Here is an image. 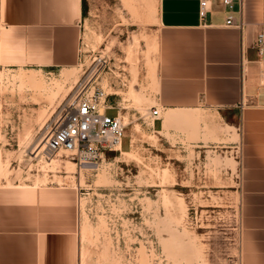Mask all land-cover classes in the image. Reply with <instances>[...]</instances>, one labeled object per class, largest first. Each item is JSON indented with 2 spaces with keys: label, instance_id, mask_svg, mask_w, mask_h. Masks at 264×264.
<instances>
[{
  "label": "rangeland",
  "instance_id": "rangeland-1",
  "mask_svg": "<svg viewBox=\"0 0 264 264\" xmlns=\"http://www.w3.org/2000/svg\"><path fill=\"white\" fill-rule=\"evenodd\" d=\"M80 29L75 66L0 63L3 183L74 188L80 253L85 248L90 256L85 264H240V130L217 111L199 109L177 123L167 124L162 114L164 128L156 131L158 120L150 117L155 100L144 102L147 72L156 64L159 0H83ZM97 68L103 71L91 84ZM97 87L123 98L119 105L131 121L123 119L124 147L96 159L72 153L74 164L58 169L51 157L64 149L50 155L45 145L32 154L30 140L40 137L41 122L50 115L54 122L64 107ZM42 174L49 180L34 184Z\"/></svg>",
  "mask_w": 264,
  "mask_h": 264
},
{
  "label": "crops",
  "instance_id": "crops-1",
  "mask_svg": "<svg viewBox=\"0 0 264 264\" xmlns=\"http://www.w3.org/2000/svg\"><path fill=\"white\" fill-rule=\"evenodd\" d=\"M199 8L200 0H159L156 76L147 81L144 102L155 100L150 113L160 110L158 117L150 114L156 131L164 128L162 114L168 119L199 109L215 110L238 127L240 264H264V51L256 46L264 33V0H235L231 14L243 21L241 28L227 24L230 12L219 0H210L204 19ZM82 12L83 0H0V63L77 65ZM106 92L120 115L123 98ZM80 262L77 191L11 186L0 178V264Z\"/></svg>",
  "mask_w": 264,
  "mask_h": 264
},
{
  "label": "built area",
  "instance_id": "built-area-1",
  "mask_svg": "<svg viewBox=\"0 0 264 264\" xmlns=\"http://www.w3.org/2000/svg\"><path fill=\"white\" fill-rule=\"evenodd\" d=\"M230 14L227 17L228 25L243 26V21H235L231 14L235 0H219ZM210 8V0H200L199 13L202 19L206 18ZM264 33L257 36L256 46L262 54ZM264 76V75H263ZM114 108L108 100V94L103 88L86 91L75 103H69L58 114L55 121L48 128L46 138V152L54 155L61 149L70 150L75 158L96 159L106 151L121 150L123 139L126 137V127L123 119L117 113L111 116L108 109ZM153 117H158L160 110L151 109Z\"/></svg>",
  "mask_w": 264,
  "mask_h": 264
},
{
  "label": "bare ground",
  "instance_id": "bare-ground-1",
  "mask_svg": "<svg viewBox=\"0 0 264 264\" xmlns=\"http://www.w3.org/2000/svg\"><path fill=\"white\" fill-rule=\"evenodd\" d=\"M157 37V36H156ZM153 38V37H152ZM151 38V39H152ZM155 38V37H154ZM155 40H157V39H155ZM148 43V42H147ZM148 45V44H147ZM154 45V44H153ZM155 47V46H154ZM157 50V49H156ZM157 52V51H156ZM154 61V60H153ZM102 64V63H101ZM150 65H151V62H150ZM103 66H105V65H103ZM103 68H97V70H96V72L94 73V75L91 77V79H90V83H91V80H92V78L93 77H95V76H98L103 70H102ZM148 76L150 77V78H154L155 76H156V67L153 65V66H150L149 67V69H148ZM92 84V83H91ZM149 108V107H148ZM35 109V108H34ZM37 110V109H36ZM28 111V110H27ZM26 111V112H27ZM172 111V110H171ZM176 111V110H175ZM183 111V110H182ZM182 111L181 112H173V113H171V115L168 117V119H167V123H173L174 121L177 123V119H183L184 118V115H186V114H183L182 113ZM39 112V111H38ZM191 112V111H190ZM25 113V112H24ZM39 113H41V111L39 112ZM184 113H186L185 112V110H184ZM32 114H33V112H32ZM53 114V113H52ZM25 115V114H24ZM44 114H42V116H43ZM192 114L190 113V116H191ZM211 115H213V114H211ZM218 115V114H217ZM38 116L40 117V114H38ZM41 116V117H42ZM120 116H121V118L122 119H124L125 120V122L126 123H130L131 121L129 120V117L127 116V114H126V112H123L122 110L120 111ZM208 116V115H207ZM44 117V116H43ZM52 117H53V115H50L48 118L46 117V119L43 121V122H41L42 124H40L41 125V128H40V130H39V134H40V137L37 139V137L32 141V140H30L31 141V145H36L35 146V149H34V151L33 152H31L32 154L33 153H35L36 151H38L39 150V153L42 151V149L44 148V146H45V144H46V138H47V136H48V132H42V133H40V131L42 130V129H44V130H46V128L47 127H49L50 125H51V120H52ZM186 117H187V115H186ZM192 117V116H191ZM199 117V116H198ZM204 117V116H203ZM212 117H214V116H212ZM204 118H206V117H204ZM28 119V118H27ZM189 119V118H188ZM214 119H215V117H214ZM38 120H40L41 121V118L39 119L38 118ZM37 120V121H38ZM190 120V119H189ZM188 120V121H189ZM192 120V119H191ZM205 120V119H204ZM186 121V120H185ZM207 121V120H206ZM205 121V122H206ZM211 121V120H210ZM31 121L29 120V122L28 123H30ZM34 122V121H33ZM124 122V123H125ZM180 122V121H179ZM182 122V121H181ZM187 122V121H186ZM191 122V121H190ZM213 122V121H212ZM39 123V122H38ZM188 123V122H187ZM211 123V122H210ZM26 124V123H25ZM24 129V134L26 133V134H28L29 135V129H28V127H27V125L25 126V128H23ZM31 129V128H30ZM32 130V129H31ZM35 132V131H34ZM27 135V136H28ZM38 135V134H37ZM1 136V135H0ZM35 137V136H34ZM19 139V138H18ZM27 139V138H26ZM37 139V140H36ZM23 140H24V138H23ZM22 140V141H23ZM28 140V141H29ZM133 140V139H132ZM19 143V142H18ZM30 143V142H29ZM28 143V144H29ZM26 144V143H25ZM24 144V145H25ZM27 144V145H28ZM20 147V146H19ZM38 149V150H37ZM1 150V149H0ZM65 150V154H62V153H58L56 156H54V157H51V161H52V166L53 167H57V166H59V164H61V163H63V162H66V164L70 167L71 166V164H72V162H73V164H74V161H72L71 162V160H70V155L72 154V151H70V150H66V149H64ZM117 150H118V148H117ZM116 150V151H117ZM133 150V149H132ZM1 152V151H0ZM125 152V151H124ZM7 153V152H6ZM127 154H132V152H130L129 150L126 152ZM1 154V153H0ZM8 154H9V152H8ZM3 155V154H2ZM2 155H1V157H2ZM11 155V154H10ZM38 155V154H37ZM36 155V156H37ZM22 156V155H21ZM34 157V156H33ZM5 158V157H4ZM22 158V157H21ZM53 158V159H52ZM30 159H32V157L30 158ZM38 159V158H37ZM44 159V158H43ZM6 160V159H5ZM5 160L3 161L2 160V158H1V161H0V171L2 172V174L3 175H5L6 176V168H5V166H4V162H5ZM10 160V159H9ZM46 160V159H45ZM49 161V160H48ZM51 161H49L50 163H51ZM44 162V161H43ZM7 162H5V164H6ZM42 165H43V163H41ZM37 165V164H36ZM48 165V164H47ZM51 165H50V167H51ZM44 166V165H43ZM64 166V165H63ZM42 167V166H41ZM74 167V166H73ZM46 168V167H45ZM49 168V167H48ZM48 168H46V169H48ZM60 168V167H59ZM63 168V167H62ZM61 168V169H62ZM51 169V168H50ZM57 169H58V167H57ZM75 169V168H74ZM73 169V170H74ZM51 170H53V169H51ZM54 170H56V168H54ZM71 170V169H70ZM8 171V170H7ZM75 171V170H74ZM1 172H0V174H1ZM168 172V171H167ZM1 174V175H2ZM37 174V173H36ZM166 174V173H165ZM8 175V174H7ZM43 175V174H42ZM73 175V174H72ZM58 175L56 174V177H57ZM69 176V175H68ZM170 176V175H169ZM32 177V176H31ZM54 177V176H53ZM60 177V176H59ZM71 177V176H70ZM61 178V177H60ZM215 178V177H214ZM6 179V178H5ZM55 179H57V178H55ZM64 179V178H63ZM73 179L75 180V178L73 177ZM7 180H8V178H7ZM6 180V181H7ZM49 180V178H48V176H47V174H44L43 175V177H41V178H37L36 180H35V183L34 184H39V183H43V182H46V181H48ZM62 179H60L59 181H61ZM72 180V179H71ZM10 181V180H9ZM53 181V180H52ZM63 181V180H62ZM62 181H61V183H62ZM65 181V180H64ZM7 183V182H6ZM60 183V182H59ZM26 185H28L27 183H25ZM24 184V185H25ZM41 185V184H40ZM238 189V188H237ZM237 191V190H236ZM175 196V195H174ZM177 197V196H176ZM171 199H173V198H171ZM176 199V198H175ZM175 201H177V200H175ZM180 201V200H179ZM174 202V201H173ZM181 202V201H180ZM179 202V203H180ZM182 203V202H181ZM183 204V203H182ZM175 205V204H174ZM176 205H177V203H176ZM175 208H178V207H175ZM181 209V208H180ZM84 247V246H83ZM89 254H88V252H87V250L85 249V248H83V249H81V263H83V264H85L87 261H88V259H89Z\"/></svg>",
  "mask_w": 264,
  "mask_h": 264
}]
</instances>
